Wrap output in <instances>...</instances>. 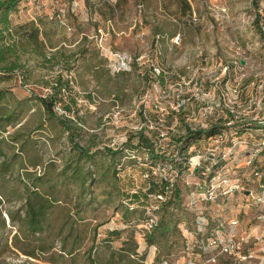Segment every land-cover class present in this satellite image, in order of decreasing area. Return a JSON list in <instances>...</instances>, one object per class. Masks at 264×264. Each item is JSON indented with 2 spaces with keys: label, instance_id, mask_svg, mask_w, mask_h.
<instances>
[{
  "label": "rangeland",
  "instance_id": "1",
  "mask_svg": "<svg viewBox=\"0 0 264 264\" xmlns=\"http://www.w3.org/2000/svg\"><path fill=\"white\" fill-rule=\"evenodd\" d=\"M187 1L190 9L185 13L176 0L25 1L17 15H12L14 23L43 18L44 28L50 31L51 42L56 44L48 48L47 53L50 56L58 50L60 62L52 68H39L31 61L30 84L26 88L18 80H12L1 84L0 89L10 91L21 100L31 93L45 95L47 89L44 87L62 73L69 77L71 89L79 100L88 101L94 94L99 102L98 117L87 120L89 131L85 130L80 139L82 145L88 143L90 135H96L100 147L116 150L127 144L130 136L132 145H136L143 130L145 137L156 142L158 153L167 160L176 159L178 141L185 133V126L191 130L208 129L211 124L225 126L229 113L223 106L221 94L227 80L228 87L237 85L239 91L237 98L231 99L233 109L239 114L237 124L251 123L249 118L263 107L264 93L258 87L264 82V36L254 20L264 0ZM54 19L59 21L58 25ZM116 55L131 58L129 69L117 71ZM138 57L143 58L141 64L135 62ZM151 64L158 65L167 74L156 79L151 73ZM235 66L240 69H233L230 75L228 71L223 73L224 67ZM182 79L187 86L181 85ZM157 82L162 83L160 92ZM178 99H184L185 104L173 110L171 105ZM210 108L212 115L205 112ZM116 111L119 116L114 118L112 115ZM207 144V141H200L188 146L187 155L191 157L187 170L178 179L182 208L187 214L179 227L187 247L180 246L169 255L150 247L147 264H264V192L260 188L261 178H252L253 169L260 164L264 167V156L251 157V146L245 144L231 149L234 152L230 155L223 142L221 153L226 155L228 165L216 171L213 181L216 192L210 199L196 191L199 177L191 174L190 160L203 153ZM41 145L46 147L45 143ZM140 156H143L141 151ZM253 160L258 164L252 165ZM132 165L133 182L141 185L140 166ZM158 173L169 174L163 170ZM176 174L173 171L171 176L174 178ZM242 177L246 179L243 181ZM101 199L98 197L99 201ZM80 203L85 206L87 200L82 199ZM19 204L12 198L3 200L0 205V221L3 219L6 225V230L0 234L8 239V243L0 246V264H52L48 254L38 253L39 257L33 259L23 253L33 249L35 244L19 240L20 237L15 242L12 238L18 231L10 226L7 214L15 212ZM115 204L120 202L97 210L83 207L80 215L68 220L66 231H51L39 239L47 243L54 239L55 247L51 252L56 255L60 240L67 239L69 249L76 239L74 251L80 259L93 241L99 244L107 231L123 228ZM69 208L71 205L64 207ZM194 220L203 224L194 223ZM141 227L136 228L139 251L144 246L143 231H138ZM200 231H204L202 238L207 231H213V241L220 246L210 247L205 255H194L190 244ZM124 236L114 241L112 247L119 248ZM209 238L210 246H215ZM225 247L227 252L223 251Z\"/></svg>",
  "mask_w": 264,
  "mask_h": 264
},
{
  "label": "trees",
  "instance_id": "2",
  "mask_svg": "<svg viewBox=\"0 0 264 264\" xmlns=\"http://www.w3.org/2000/svg\"><path fill=\"white\" fill-rule=\"evenodd\" d=\"M25 1L0 0V85L18 80L20 85L26 88L30 84L32 72L29 62L33 61L39 68H52L60 62L57 60L58 50L50 56L47 53V49L56 47V44L51 42L50 31L44 28L43 18L38 17L28 22L14 23L12 15H17L20 5ZM176 1L182 7L183 13L190 9L187 0ZM53 22L55 25L59 24L57 19ZM73 55L68 56L67 60ZM52 81L44 87L48 90L47 95L35 96L31 93L30 97L22 100L15 98L10 91L0 89V205L3 200L9 201L12 198L19 201L17 210L7 214L10 226L18 231L12 238L15 242L20 237L19 240L35 244L33 249L23 251L33 259L38 258L39 253L48 254V260L52 264H147L146 257L150 247H156L164 251L166 255L177 251L180 246L186 248L188 243L179 225L187 214L182 208L183 197L178 179L187 170L191 157L187 155L188 146L200 141L208 142L204 152H200L204 159L201 161V167L197 172L191 171V174L199 177V185L196 186L199 195L212 199L216 190L211 189L209 184L215 181L216 171L228 165L226 157H222V145L214 144L212 138L221 134H234L225 141L230 155L234 152H231V149L236 148L238 144L251 146L253 153L257 148V141L264 139V127L254 123L242 125L236 122L232 127L211 124L208 129L198 130H191L185 126V133L178 141L176 159L167 160L158 153L155 147L156 142L145 137L143 130L139 133L136 145H132L133 138L130 136L128 143L116 150L99 147L90 152L92 148L89 141L81 145L80 138L75 141L73 137L76 115L80 109H65L62 104L65 98L67 100L69 97H77L71 89L69 77H64L61 73L53 77ZM88 98L91 99V97ZM17 100L23 102L14 107L13 104ZM28 100L39 102L48 120H57L66 128L71 138L68 140L70 150L77 153L75 156L74 154L70 156L71 159L60 171L41 169L23 173L24 176L32 175L29 179L24 177L25 180H23L19 177L17 180L11 174V168L19 163L18 152L32 149L35 142L36 146H39V140L33 141L29 135L19 132L6 134V128L26 114L28 107L25 106V101ZM57 104H60L61 110L68 113L71 118L60 116L55 111ZM215 146L218 149L215 158H212L208 155V149ZM140 151L143 152V156H140ZM258 154L264 156V150ZM251 162L252 165L258 164L256 160ZM132 164L140 166L143 178L141 185L133 182L134 177L130 174ZM159 170L169 174L163 176L158 173ZM173 171L177 172L174 178L171 176ZM252 174V178L260 177L264 185L262 164L253 169ZM145 175L147 177H144ZM237 178L240 181L241 175L238 174ZM244 179L246 178L242 177L243 181ZM96 190H100V193ZM98 197H102L101 201ZM82 199L87 200L85 206L80 203ZM115 201L120 202L119 205L115 204L114 208L116 213L120 214L119 220L123 228L107 231L106 237L99 244L93 241L80 259H77V251H74L76 239H73L69 249L67 239L60 240L57 255L51 252L55 247L54 239H50L49 243L45 239H39L41 236L51 234V231H66L68 220L71 216L75 218L76 214L80 215L83 207L97 210ZM68 205H71V208L67 209L69 210L67 212L64 207ZM61 207L63 208L59 209ZM150 220L153 221L152 226L145 229L144 226ZM195 221L193 222L203 224L202 221ZM138 226H142L138 231H143L144 236V246L141 251H139V244L136 240ZM5 230V221L2 219L0 231ZM202 232L204 231L197 233V238L190 244L194 255H205L210 251V247L214 249L217 244L220 246V243L213 241V231H207L203 238ZM123 235L125 236L120 247L113 248V242L120 240ZM208 238L216 245L210 246ZM3 242L8 243V239L0 234L1 247ZM156 260H159V256Z\"/></svg>",
  "mask_w": 264,
  "mask_h": 264
},
{
  "label": "crops",
  "instance_id": "3",
  "mask_svg": "<svg viewBox=\"0 0 264 264\" xmlns=\"http://www.w3.org/2000/svg\"><path fill=\"white\" fill-rule=\"evenodd\" d=\"M22 21L24 22L23 19ZM93 95L88 101L79 100L77 97H69L67 100L65 98L62 101L65 109H80V112L76 115V121L74 124L73 137L75 141L77 138L82 139L83 134H85L87 130L89 131L87 120L89 118L95 119L98 117L96 109L99 107V102ZM20 102L23 101L17 100L15 104H13L14 107ZM25 102V106L28 107V111L12 126L6 128V134H12L14 132L27 134L33 141L39 140V146H36L37 143L35 142V146H33L32 149H25L18 152V155L20 156L19 163L15 164L11 168V174L17 180L19 177L23 180L29 179L32 175L24 176L23 173H31L41 169L60 171L63 166L68 163V160L71 159L70 156L72 154L75 156L77 153L76 151L70 150V144L68 142V140L71 139L70 135L68 134L66 128L59 124V121L54 119L53 121L48 120L49 118L43 114V107L39 102L33 100ZM18 142L21 143L22 141ZM42 143H45L46 147H44V145L42 146ZM80 144L82 145L81 140ZM89 144L92 148L90 152L93 150L95 151L96 148L100 147V145H98V138L96 135H90ZM14 152L17 153L16 150H14Z\"/></svg>",
  "mask_w": 264,
  "mask_h": 264
},
{
  "label": "built area",
  "instance_id": "4",
  "mask_svg": "<svg viewBox=\"0 0 264 264\" xmlns=\"http://www.w3.org/2000/svg\"><path fill=\"white\" fill-rule=\"evenodd\" d=\"M254 20H255V22H257V27H258L260 34L264 36V5H263V7H261V6L258 7V9L255 13V16H254ZM158 38L159 37H157V39ZM142 59H143L142 57H138L135 59V62L141 64ZM116 64L118 65L117 71L127 70V69H129L130 64H131V58H129L125 55H116ZM237 68L240 69L238 66H235L234 68L231 67L229 69L227 67H224L223 73L225 74L228 71V74L230 75L232 73V70L234 69L236 71V70H238ZM150 70H151V73L153 74V76L156 77V79L158 77H161V76L164 77V75L167 74V72H165L164 69H162L158 65H154V64H151ZM228 81L229 80H227L224 84L225 89H224V92L221 94V96H222L223 106L225 107V109L229 113V118L225 122V126L226 127H232L234 125V123L238 122V120H239L238 115L239 114H238L237 109H233V103L234 102L231 99L235 100L239 94V91L237 89L238 88L237 85H233L231 87H228V83H229ZM187 84L188 83L185 81V79H182L181 85L187 86ZM156 86L158 87L157 91L160 92L161 87H162L161 83L157 82ZM258 87L262 89V92H264V82L260 83L258 85ZM44 91H45V95H47L48 90H44ZM261 103L263 104V107L259 108L258 113L255 116L250 117L249 120L251 123H254V124H257V125L264 127V114H261V112L264 111V93L262 94ZM184 104H185L184 99H178L176 104L171 105V108L173 110H178L181 107H183ZM252 104L250 105V107L252 106ZM259 106L260 105H258V107ZM55 111L62 117L71 118V116L68 113H65L64 111L61 110L60 104L56 105ZM205 112L208 115L214 114V113H212L213 112L212 108L207 109ZM112 116L114 118L118 117L119 112H117V111L114 112ZM229 136H234V134L231 133L230 135H225V134L217 135L213 139L214 140L213 143L221 145L223 142L227 141ZM256 145H257V148L254 149V152L252 153L251 157H255L259 152L264 150V139L258 140ZM217 149H218L217 146H215L213 148H209L208 149V155L211 156L212 158H215V155L217 153ZM225 156L226 155L223 153L222 157L224 158ZM190 160H191L192 171L197 172L198 169L201 167V161L204 159L202 158V155H200V153H198L197 155L192 157ZM144 177H147V175H145ZM210 185H211V189H213V182H211ZM260 188L264 192V185L261 183V181H260ZM233 189H235V187H233ZM158 197H159V199H161L160 196H158ZM152 224H153V221L150 220V222L148 224H146L144 226V228L149 229L152 226ZM223 251L227 252L228 251L227 247H225V249L223 248Z\"/></svg>",
  "mask_w": 264,
  "mask_h": 264
}]
</instances>
